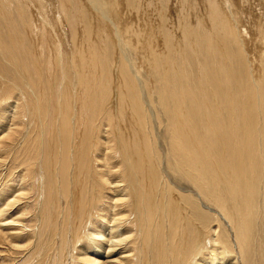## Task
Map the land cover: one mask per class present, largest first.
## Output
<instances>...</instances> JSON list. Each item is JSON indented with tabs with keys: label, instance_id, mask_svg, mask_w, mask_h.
I'll use <instances>...</instances> for the list:
<instances>
[{
	"label": "bare ground",
	"instance_id": "bare-ground-1",
	"mask_svg": "<svg viewBox=\"0 0 264 264\" xmlns=\"http://www.w3.org/2000/svg\"><path fill=\"white\" fill-rule=\"evenodd\" d=\"M53 1L0 0V114L15 94L24 102L0 137V163L11 157L0 243L11 262L68 264L71 251L69 264H169L170 256L173 264H239L219 220L191 197L170 190L163 212L161 163L137 81L143 71L162 81L172 165L230 225L242 260L262 180L264 55L260 79L220 0H176L158 14L175 17L167 28L151 23L154 4L141 8L144 0ZM120 7L146 24L122 32L112 16L121 20ZM258 39L264 46V32Z\"/></svg>",
	"mask_w": 264,
	"mask_h": 264
},
{
	"label": "rangeland",
	"instance_id": "rangeland-1",
	"mask_svg": "<svg viewBox=\"0 0 264 264\" xmlns=\"http://www.w3.org/2000/svg\"><path fill=\"white\" fill-rule=\"evenodd\" d=\"M38 1L45 2V4H47L49 7H53V4H54V1L53 0H52L53 3L52 2H49L51 0H48V2L51 3L50 5L47 2V0H44V1L43 0L42 1L41 0H38ZM100 1L102 3V0H100ZM231 1L230 0H226V2L223 3L224 0H220V3L222 4V9H223L226 17L228 19L230 18L229 19V22H231V24L234 25L233 28H235V30L237 32L238 31L240 32L242 30V32L238 33L239 34V37L237 39L238 40V43H239L240 46L242 45L243 49L246 47V49H248L249 52H250V53L248 52L249 53V55H248V53L246 52L247 50L244 49V51L246 52V58H251L250 59V62L247 65L248 68L250 67V65H252L250 67L251 69L249 68L250 69V73L255 74V75H258V77H260V79H261L262 76H263V72H262L260 66H261V62L263 60L262 59V56L264 55V49H262V46L263 45L259 43L258 36H259V33L261 31L264 32L263 31V28H264V16L261 15V12L262 11L264 12V3H263L262 0H260V1L259 0H252L251 5L248 4L250 6H246L248 2H245L246 4L244 5V0H242L243 2H241V3H240L241 0L240 1L239 0H231ZM238 1H239V3H237ZM142 3L143 4H142V7L141 8H144V9L147 8L148 4H150V3L154 4L153 5L154 6L153 13H155V14L150 15V21H151V23L153 25L161 22L162 26H164V27L167 28L168 24H170V22H173V20L175 19V17L172 15V16H169V17H172V18H169L170 22L169 21L166 22V20L161 21V20L158 19V14L159 13H162V14L168 15L169 14V11H171V9L175 6L176 0H144V2H142ZM227 3H228V5H227ZM144 4H147V5L145 6ZM230 5H232V6L230 7ZM255 6H256V8H255ZM226 7H227V9H226ZM243 7H247V8L249 7V8L246 10V8H243ZM148 8L151 9V7H149V6H148ZM228 9H229V11H228ZM243 9H244V11H243ZM120 10L123 11L122 12L123 14L121 13ZM120 10H119V13L122 14V15H120L121 20L119 19V17L117 18V16H115V15H112V16L116 20V23H118L119 26H121L122 32L125 29L130 28L132 26H136V25L141 24V23H142V25L143 24H146V23H144L145 22L144 21V18H142V20L140 22L139 17H138V14H135V12L134 13H129L128 11H126V8H123V7H120ZM227 11L230 12V13L228 14ZM235 11L236 12H239V13H236ZM248 11H250V14L251 15L249 14ZM113 12L114 11H112V14H115ZM251 12L255 16L252 15ZM240 16H241V19H240ZM153 17H154L155 20L153 19ZM153 22H156V23H153ZM233 22H236V23L233 24ZM240 23H242V24H240ZM243 23L245 24V26H244ZM242 26H243V28H242ZM246 27H247V29H246ZM243 30L246 31L245 32L246 35L243 33L244 32ZM248 33H250L251 36ZM242 34H243V36H242ZM262 38H263V36L261 35L260 36V40H262ZM246 40L249 41V42L247 43ZM242 42H244V43L242 44ZM250 42H252V44ZM255 47H256V49H255ZM250 48H253V49H250ZM263 48H264V46H263ZM250 50H252V53H251ZM260 52H262V53L259 54ZM253 53L255 55L257 54L255 60H254L255 55ZM257 58H260V59H257ZM3 63H5V61ZM254 66L257 69L256 72L254 71L255 70V67ZM194 74L195 73H193V75ZM147 75H146V72L143 71L142 76H141L142 81L145 80L144 83L145 82L147 83V84L145 83V89H143V85H141L142 81L141 80H138L139 82L137 81V88H138L137 90H138L139 96L141 97L142 101L144 100L143 103H145V108H146L145 109V113H146V117H147V122H146V125L145 126H147L146 128H148L149 131H150V134H151L150 136H151V139H153L154 146H155V149H156V156L159 157V160H160L159 164L161 163V165L158 164L159 165L158 166V171H159V173L161 175V177H160L161 187L164 186V188L162 187V189H161V187L159 188V191L161 189V192L163 193V203L165 204V207L163 208V212L167 211V209H168L167 208V203L169 202L168 199H170V197H169L170 196V193H169L170 190H172V192H173V190L175 189L174 190L175 191V194H178L179 193V194H183L185 197H187V196H188V198L191 197V200H193L194 203H196L198 205L199 212H200V210L201 211L204 210V211H202L200 213H203L204 212L203 214L206 213V215H208L209 217H212L214 220H219L220 225H221V229H223V231H226V235H227V233L229 235V236L228 235L226 236V237H229L230 238V242L227 243V244H230L229 247L234 252V255L236 256V258H238L239 264H244V263L245 264H264V185H263V183H264V174H263L264 173V162H263L264 161V152H262L264 150L261 147L262 146L261 145L262 142L259 141V143H258L257 158L259 159L258 162H259V165H260L259 177H260V180L262 179L261 181H263V183H261V185H260L259 182H261V181L258 182L257 187H256V194L257 195L255 194L256 197H258V198H255L256 200H254L251 203V209H253L255 207V214L250 219L251 221L248 220V222H250V223L248 224L249 227H247V229H248V233L250 234L249 235L250 237L248 239V248H246V253L244 255V259L241 260L240 259L241 258V255H239L240 254V251H238L239 248H237V246L235 244V236H234V233L232 232V228L230 227V225L223 219V217L221 215H219V212L213 206H211L205 199L200 198V197L199 198L197 197V196H199L198 195L199 194V191L197 190L196 186L192 183L191 180H189L188 178H185L186 176L183 173L177 172L176 169L174 168V166L172 165V155H171V151H170V134H169L168 129H167L168 128V118L162 112L163 108H162L161 100H160L162 98L159 95L160 94L161 87H162V81L157 76L155 77L153 74L152 75L154 77L150 76L149 74H147ZM147 78L150 79V80H148ZM258 79H256V80H258ZM17 80H18V77H17ZM158 84H159V88H158ZM146 85H149L150 88L148 86H146ZM158 89H159V91H158ZM144 90H146V91L144 92ZM153 90L156 91V93ZM27 94L32 97L31 100H34L35 99V98L33 99L32 93H30L29 91L27 92ZM150 95H151V97L153 99V103H151V100H150L149 101V104H148L147 101L149 100V98L147 100V97H150ZM13 101H15V102H13ZM23 103H24L23 102V96H21L20 94H15V96L13 97V99L11 101V105H12L11 109L8 110L6 113L0 114V117H1V122H0V137L3 136L9 130V128L11 127V124H12L13 120L15 119V114H16L17 111L14 109V107L15 106H20L21 107L23 105ZM10 119H12V120H10ZM148 120H150V121L148 122ZM260 148H261L262 151L260 150ZM22 155L19 154L18 157L21 158V159H24V157H22ZM19 161H20V159H19ZM3 162L4 163H2V164L0 163L1 164V166H0V179H1L0 180L1 181L0 182V187H2V188H3L2 182L5 180L4 177L5 178L9 177V174L7 172V169H8V167L11 166V164H10L11 157H9V158H7L5 160L3 159ZM114 166H118V165L117 164H114ZM19 169H18L19 171L17 170L18 172L15 171L17 173L13 174V177L16 178L15 179L16 181H14V185H11V190H12L13 195L11 193L10 196H14L17 193L15 191H17L18 189H20V186H21L20 183H19L20 182V177L22 179L23 174H24V171L21 168H19ZM262 176H263V178H262ZM17 177H18L19 180L17 179ZM43 177H45V176L43 175ZM134 177H137V176H134ZM162 177H163V179H162ZM167 177H168V180L169 181L167 180ZM164 179L167 180L166 181L167 183H165ZM166 185H167V187H166ZM15 186L18 187V189ZM7 187H9V186H7ZM2 188H0V190ZM167 189H168V191H166V192L168 193V195L165 192V190H167ZM176 190H177V193H176ZM181 191H182V193H181ZM160 195H161V193H160ZM24 202H26V200ZM5 203H7V197L1 196L0 197V207H3L5 205ZM62 203H64V202H62ZM168 211H169L168 214L172 213L170 210H168ZM15 212H17V211H12L11 214L12 215L13 214L15 215L16 214ZM12 215H8V217L10 216L9 219H12V217L14 216V215L13 216ZM16 215L14 216V218H16ZM162 216H163V214H162ZM62 220H63V218L61 219V224H62ZM168 221H169V219L163 220V225H166L168 227L169 226V222ZM213 224H216L217 225L216 222H214ZM167 230H169V228H166V231ZM164 233L166 234L168 232H164ZM58 242L60 243V240H58ZM165 242H166V247L167 248L169 247V245H170V248L172 247V245L170 243V239L168 238V236L166 237V241ZM59 243H58L59 246L57 247L58 249L60 248V244ZM65 248L67 249V246ZM172 250H173V247H172ZM71 255H72V253H71V251H69V253L67 255V258L69 260L68 264L72 261V259L70 258ZM100 259L103 260L102 258H100ZM37 260H39L38 257L35 259L34 264H36ZM12 261H14V260H12ZM12 263L17 264V262H11V259L8 256V253L6 252V247L4 246V244H1L0 243V264H12ZM169 264H173V260H172V257L171 256H170V259H169Z\"/></svg>",
	"mask_w": 264,
	"mask_h": 264
}]
</instances>
